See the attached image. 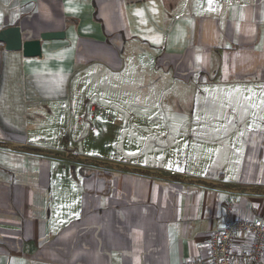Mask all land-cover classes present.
Instances as JSON below:
<instances>
[{
	"label": "crops",
	"instance_id": "obj_1",
	"mask_svg": "<svg viewBox=\"0 0 264 264\" xmlns=\"http://www.w3.org/2000/svg\"><path fill=\"white\" fill-rule=\"evenodd\" d=\"M12 25L23 40L65 37L36 57L0 42V264H182L230 195L264 215V0H0V28ZM90 65L227 88L240 157L188 172L86 151L96 122L71 84Z\"/></svg>",
	"mask_w": 264,
	"mask_h": 264
},
{
	"label": "rangeland",
	"instance_id": "obj_2",
	"mask_svg": "<svg viewBox=\"0 0 264 264\" xmlns=\"http://www.w3.org/2000/svg\"><path fill=\"white\" fill-rule=\"evenodd\" d=\"M193 79L153 65H125L116 72L82 68L71 84L73 95L80 92L74 105L85 106L87 125L97 123L95 136L87 127L83 148L116 164L161 162L188 172L239 158L242 147L230 143L242 131L224 126L226 117H235L223 95L227 88ZM67 116L75 125L77 113Z\"/></svg>",
	"mask_w": 264,
	"mask_h": 264
},
{
	"label": "built area",
	"instance_id": "obj_3",
	"mask_svg": "<svg viewBox=\"0 0 264 264\" xmlns=\"http://www.w3.org/2000/svg\"><path fill=\"white\" fill-rule=\"evenodd\" d=\"M198 247L203 254L182 264H262L264 215L247 211L236 195H230L221 224Z\"/></svg>",
	"mask_w": 264,
	"mask_h": 264
},
{
	"label": "water",
	"instance_id": "obj_4",
	"mask_svg": "<svg viewBox=\"0 0 264 264\" xmlns=\"http://www.w3.org/2000/svg\"><path fill=\"white\" fill-rule=\"evenodd\" d=\"M65 37L64 31H48L41 34L40 39L23 40L21 27L12 25L0 28V42L7 50H22L26 57L42 55V40L61 39Z\"/></svg>",
	"mask_w": 264,
	"mask_h": 264
}]
</instances>
